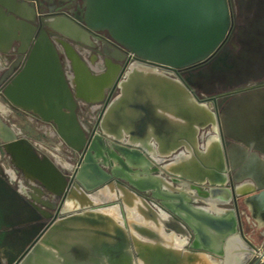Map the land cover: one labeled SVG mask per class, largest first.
Instances as JSON below:
<instances>
[{"label": "water", "instance_id": "1", "mask_svg": "<svg viewBox=\"0 0 264 264\" xmlns=\"http://www.w3.org/2000/svg\"><path fill=\"white\" fill-rule=\"evenodd\" d=\"M236 2L242 24L238 28L235 40L230 43H226L230 25L229 0H84L81 17L76 16L73 20L47 19L41 22L35 20L29 22L19 11L22 7L20 3L7 9L0 6V17L7 21L8 26L19 23L22 28L29 29L26 43L32 44L27 63L9 85L5 96L13 105L32 111L42 120L52 122L58 136L67 146L84 153L83 163L77 174L81 185L77 184V188L72 189V193L68 195L60 217L42 231L35 244L25 249L14 264H20L25 260L39 239L58 219L65 217L67 212L99 205L68 207V201L76 200L79 190L85 194L91 192L98 194L101 187L112 181L137 193L145 194L146 197L142 196L143 198L156 199L161 206L167 208L172 216L165 222V229L186 236L188 243L185 246L192 251H204L211 255L216 253L221 257L226 241L235 232L247 241L242 232L237 210L232 209L235 218L220 219L196 213L186 204L180 203L179 210L185 214V218H182L166 207L161 197H156L152 192L146 194V187L132 184L120 176L110 162L104 164L95 157L96 144L104 150L110 147L106 139L116 146L118 142L134 145L126 140L127 133L122 139L112 136L118 133L119 124L127 125L126 122H122L123 119L128 122L129 117L133 118L136 115L137 122L131 124L134 127L133 130L129 128V131H134L139 136L146 133L145 118L148 115H143V112L139 111L145 108L139 105L129 115L130 98L132 92L137 91L135 88L141 94L148 84L161 82L172 85L179 91L181 101L189 108L188 122L183 125L184 129L180 131V136H171L179 132L159 129L157 128L159 123H154L155 132L165 143L161 146L159 139L149 138V143H153L154 151L148 146L138 145L142 154L148 159L158 156L169 160L181 149L188 152L183 142H190L194 164L178 174L179 181H187L194 187L208 186L204 192L210 191L215 199H220V196L224 195L223 203H219L220 205H228L232 201L236 204L238 198L248 194H252L247 197L250 200L264 197V151H257L258 149L245 143V148L240 147V141L231 135L238 131L236 119L229 112L233 100L220 111L216 108L214 111L208 99H200L192 91V88H195L205 95H210L218 90L264 79V0H236ZM49 30L57 31L72 41L90 47L93 46L90 32L106 31L119 45L144 61H132L126 64L120 73L124 78L118 82L113 83V76H109L102 82L103 84H100L96 91L100 97L104 89L109 87L113 89L117 86L120 92L110 100L98 123L99 130L91 136H87L82 129L76 113V97L84 95L82 92L74 93L66 81L62 73L58 49L49 36ZM9 32L13 33L8 36L6 49H10L18 40L12 29ZM70 58L74 68L76 61L85 67V63L75 54H71ZM134 63L144 67L146 73L143 76L138 72L133 79L128 80L129 69ZM154 64L168 66L174 70L194 65L198 67L184 77L175 78L168 70L157 69ZM123 82L127 83L125 88L121 85ZM255 100L253 96L252 101H246V104L253 105ZM116 115L120 120L117 123L113 120V116ZM248 116L255 123L260 118H264V111L256 115L251 110ZM251 129H254L253 126ZM205 130L206 133L203 135ZM210 132L216 133L217 142L213 143L211 154L209 152L206 155L200 154L199 142L203 143ZM224 135L232 140L227 150L224 145ZM4 141L9 142L10 139ZM231 146L241 148L243 155L249 158L244 169L227 164V160L232 157ZM169 162L171 161L156 163L159 168L155 169V172L171 177L174 173L166 167ZM193 170L198 175L195 178L188 175L189 171ZM246 179H249L252 185L249 189H242L238 184ZM195 191L197 196L198 192L203 190L196 188ZM202 194L205 196L206 193ZM121 206L123 209V204ZM246 252L251 253L252 256L255 254L247 247ZM134 253L137 254L135 250Z\"/></svg>", "mask_w": 264, "mask_h": 264}, {"label": "flooded vegetation", "instance_id": "2", "mask_svg": "<svg viewBox=\"0 0 264 264\" xmlns=\"http://www.w3.org/2000/svg\"><path fill=\"white\" fill-rule=\"evenodd\" d=\"M18 3L22 4L20 13L26 16L29 22L58 18L73 20L76 16L81 17L84 9V0H0V6L6 9L15 7ZM229 10L230 25L226 43L235 40L238 28L242 24L236 0H229ZM16 18L19 16L16 15ZM28 33V28L18 30L16 34L18 40L12 44L11 48L0 50V264H14L18 261L23 251L35 244L42 231L60 217L72 189L77 188V184L81 185L77 174L83 163V151H76L67 146L58 136L52 122L42 120L32 111L13 105L5 96L9 85L28 61L32 46L26 43ZM48 33L58 49L62 73L74 93H81V91L77 87L80 79L72 65L71 54H75L85 63L86 78L96 83L107 75L110 66L115 68L113 83H116L124 78L120 73L126 64L132 61H143L135 55L130 56L129 50L119 45L106 31L90 32L92 47L72 41L54 30H49ZM154 65L160 70L169 72L173 70L175 75L170 74L175 78L184 77L198 67L194 65L174 70L168 66ZM153 86L155 88L156 83ZM95 88L98 87L95 86ZM135 90L137 91L132 92L130 98L131 108L128 114L131 115L134 109L143 105L142 102L145 101L146 104L143 105L145 110L139 109V111L147 116L151 112L148 105L150 101L148 87L146 86L141 94L137 88ZM192 91L198 98L208 99L214 111L216 109L220 111L233 100L229 112H233L238 131L231 135L240 141V147L245 148V143L258 149L257 151L264 150V118L253 123L248 116L251 110L256 115L264 111V79L218 90L210 95H205L195 88H192ZM119 92V88L115 86L113 89L110 87L104 89L101 93L102 97L98 93L94 99H88L85 96L76 97V113L87 136L99 130L100 119L110 100ZM253 96L256 99L255 104H246V101H252ZM108 97L109 101H107ZM18 117L36 123L37 129L42 130L43 135L50 137L54 142L51 144L32 142L31 138L18 126V122L14 121L13 118ZM251 126L254 129H251ZM5 139L10 141L6 142ZM223 139L227 150L232 140L225 135ZM230 150L232 157L227 160V164L244 169L249 158L243 155L241 148L231 146ZM239 199L236 204L234 201L231 203L238 214Z\"/></svg>", "mask_w": 264, "mask_h": 264}, {"label": "bare ground", "instance_id": "3", "mask_svg": "<svg viewBox=\"0 0 264 264\" xmlns=\"http://www.w3.org/2000/svg\"><path fill=\"white\" fill-rule=\"evenodd\" d=\"M75 66L80 79L77 86L79 91L88 99L96 98V91L105 77L96 83L86 78V70L81 63L76 61ZM114 72V66H110L106 77L113 76ZM138 72L144 76L146 70L137 63L132 64L128 80L133 79ZM121 85L125 88L127 83L123 82ZM137 119L136 115L133 118L129 117L128 122L123 119L122 122H126L127 125L119 124L118 133L112 135L122 139L127 133L126 140L134 145L118 142L117 146L111 144L108 150H104L96 144L97 160L104 164L110 162L120 176L134 185L146 187V194L152 192L156 197H161L165 206L182 218H185V214L179 210L180 203L186 204L196 213L220 219L235 218L233 210L222 209L219 206V203H223L224 195L220 196V199H215L210 191H201L198 194L202 196H196V188L193 185L190 186L192 193L174 184L179 182L178 174L194 164L191 143L182 141L188 152L181 149L169 160L158 156L148 159L138 145L148 146L154 151L149 138L159 139L161 146L165 142H162L160 135L155 132L154 123L150 118L147 119V129L143 136L137 135L134 131L130 132L129 128L134 127L131 124L136 123ZM113 120L117 123L120 121L119 116H113ZM216 142V133H208L203 143L199 142V153L211 154L212 145ZM165 161H171L166 167L174 173L171 175L173 180H168L167 174L164 176L161 172H155V169L159 168L156 163ZM188 175L193 178L198 176L194 170L189 171ZM77 193L79 194L76 200L68 201V207L99 205L94 208H83L80 213L58 219L20 264H240L245 253L251 254L246 252L247 246L237 232L226 241L221 257L216 253L211 255L204 251L186 249L185 245L188 243L186 236L165 229V222L172 216L167 208L161 206L156 199L143 198L146 197L145 194L122 187L115 181L101 187L98 194H85L82 190ZM202 193H206L205 196ZM199 199L204 200V204L197 205ZM74 255L79 260L75 259Z\"/></svg>", "mask_w": 264, "mask_h": 264}, {"label": "crops", "instance_id": "4", "mask_svg": "<svg viewBox=\"0 0 264 264\" xmlns=\"http://www.w3.org/2000/svg\"><path fill=\"white\" fill-rule=\"evenodd\" d=\"M18 20H20V18H18ZM11 29L17 34V31L22 30L23 28L19 23H12V25L9 24L8 26L7 21L4 20L3 17H0V50L7 48L8 36L13 33L9 32ZM147 87L148 97L150 98L148 105L150 106L151 112L148 114V117L145 118V122L147 123V119L150 118L152 119V123H159L157 128L178 131L179 134L171 136H180V131L184 129V122L188 120L189 108L183 101H181L179 91L172 85L165 83H156L155 88L153 84H148ZM142 103L143 105L146 104L145 101ZM231 115H233V112H231ZM251 185L252 182L249 179L243 180V182L238 184L242 189H249V186ZM250 195L252 194H248L239 199V218L243 235L247 241L242 237L241 239L247 248L252 250V246L262 247L261 249L264 251V197L251 200L247 199ZM81 211L82 210L69 211L66 213V216L77 214ZM74 258L79 260L76 256ZM244 260H248L247 263H249L250 260H252V254L245 253L241 263Z\"/></svg>", "mask_w": 264, "mask_h": 264}, {"label": "rangeland", "instance_id": "5", "mask_svg": "<svg viewBox=\"0 0 264 264\" xmlns=\"http://www.w3.org/2000/svg\"><path fill=\"white\" fill-rule=\"evenodd\" d=\"M108 77L105 76L104 79L107 80ZM13 119H14V121L16 120L18 122L17 123L18 126L21 127L23 129V131L31 138L32 142H36V143H39V144H41V143H43V144L44 143L51 144V143L54 142V140L51 139L50 137H47L46 135H43L42 130L37 129L38 125L36 123H32V122H30L29 120H27V119H25L23 117H21V118L18 117L17 119L16 118H13ZM186 123H187V121L184 122V124H186ZM206 130H207V128H206ZM204 134L205 133H203V135ZM106 142L109 143V146H111V142L110 141H108L106 139ZM200 143H201V141H200ZM167 178H168V180H171L170 176H168ZM174 184H176V185H178L180 187H183L185 190H187V192H192L193 193V191H191V188H190L191 184L189 182H187V181H181L180 180L178 183L176 182ZM195 188H197V190L205 191V190H207L208 186H202V187H198V186L196 187L195 186ZM90 194L94 195L93 192H91ZM195 194H196V191H195ZM204 202H205L204 200H200L199 199L198 203H196V204L197 205H201V204H204ZM231 203L232 202H230L228 205H220V207H222L224 209H231L232 210ZM73 211H76V210H73ZM185 248L188 249L187 246H185ZM247 262H248V260H244L241 264H246ZM247 264H264V262H259V259L257 257H254Z\"/></svg>", "mask_w": 264, "mask_h": 264}, {"label": "built area", "instance_id": "6", "mask_svg": "<svg viewBox=\"0 0 264 264\" xmlns=\"http://www.w3.org/2000/svg\"><path fill=\"white\" fill-rule=\"evenodd\" d=\"M129 54L130 56H134V54H132L130 51H129ZM170 72L175 75V72L173 70H170ZM261 248L262 247L252 246V250L255 252L254 256H252V259L254 257H257L259 259V262H264V251H262Z\"/></svg>", "mask_w": 264, "mask_h": 264}]
</instances>
